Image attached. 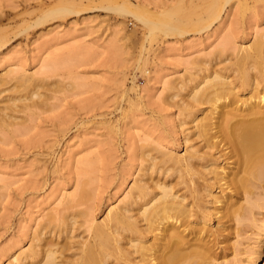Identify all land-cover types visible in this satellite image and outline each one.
Here are the masks:
<instances>
[{"label":"rangeland","instance_id":"1","mask_svg":"<svg viewBox=\"0 0 264 264\" xmlns=\"http://www.w3.org/2000/svg\"><path fill=\"white\" fill-rule=\"evenodd\" d=\"M130 2L158 21L191 7L187 0H0V264L29 252L46 227L64 224L55 217L78 219L72 237L88 239L93 222L125 205L136 180L149 181L152 154L159 160L161 152L183 155L199 145L181 104L200 70L230 65L238 47L264 34V0L248 7L232 0L211 21L203 4L183 34L153 37L134 17L106 9ZM62 5L77 12L38 24ZM11 70L30 77L32 88L7 77ZM13 95L23 100L12 102ZM251 222L223 232L240 240L239 259L257 245Z\"/></svg>","mask_w":264,"mask_h":264},{"label":"bare ground","instance_id":"2","mask_svg":"<svg viewBox=\"0 0 264 264\" xmlns=\"http://www.w3.org/2000/svg\"><path fill=\"white\" fill-rule=\"evenodd\" d=\"M187 1L189 10L175 7L176 11L166 12L161 21L153 19L147 10L135 11L131 2L107 5L106 9L120 17H134L153 37L155 32L183 34L184 24L192 25L188 19L199 14L203 4L206 20H216L232 0ZM239 2L247 6L248 0ZM57 7L38 24L47 17L77 12L70 6ZM237 52L224 68L199 67L198 84L190 91V99L181 104L183 121L192 124L190 130L199 145L193 143L196 146H189L183 155L161 152L159 160L152 154L147 165L149 181L136 180L125 205L113 206L103 222H93L91 236L85 241L77 243L72 237L78 219L55 217L54 221L64 224L46 227L45 234L34 236L37 241L29 252L10 263L264 264V34L238 47ZM12 73L14 70L6 76ZM22 75L10 79H20L23 89H31L30 77ZM172 89L173 97L181 95L180 88L173 85ZM34 91H29L31 99ZM17 100L23 97L13 95L11 101ZM86 191L81 187L77 197L83 199ZM259 211L261 219L256 218ZM213 219L218 221L215 228L211 226ZM228 221L233 222L221 228ZM247 221L257 226L259 238L249 256L239 259L240 240L231 242L232 238L223 232ZM41 227L39 231H43ZM48 233L53 237L48 238ZM229 250L234 259L228 258Z\"/></svg>","mask_w":264,"mask_h":264}]
</instances>
